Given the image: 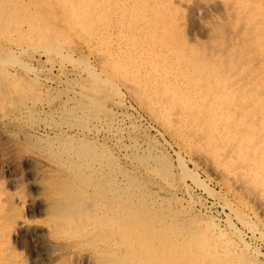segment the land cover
<instances>
[{"label":"rangeland","instance_id":"obj_1","mask_svg":"<svg viewBox=\"0 0 264 264\" xmlns=\"http://www.w3.org/2000/svg\"><path fill=\"white\" fill-rule=\"evenodd\" d=\"M48 1L0 0V48L24 41L34 48L10 54L20 67L0 64V264H264L263 239L237 222L261 251L244 261L224 224L237 221L234 209L264 232V0ZM69 43L105 88L76 74L72 62L67 73L59 70L58 50ZM29 63L37 76L23 66ZM74 90L99 99L78 108ZM175 151L206 183L189 181L190 194L178 188ZM61 206L67 227L47 229Z\"/></svg>","mask_w":264,"mask_h":264},{"label":"bare ground","instance_id":"obj_2","mask_svg":"<svg viewBox=\"0 0 264 264\" xmlns=\"http://www.w3.org/2000/svg\"><path fill=\"white\" fill-rule=\"evenodd\" d=\"M49 1H51V0H49ZM48 1V2H49ZM58 1V0H57ZM57 1H55V2H57ZM63 1V0H62ZM118 1V0H117ZM177 1V0H176ZM17 2V1H16ZM24 2H25V0H24ZM27 2V1H26ZM65 2V1H64ZM155 2V1H154ZM173 2V1H172ZM216 2V1H215ZM29 3H30V1H29ZM49 3H52V2H49ZM60 3V2H59ZM67 3V2H66ZM65 3V4H66ZM181 3V2H180ZM211 3V2H210ZM15 4V3H14ZM26 4V3H25ZM154 4V3H153ZM168 4V3H167ZM209 4V3H208ZM8 5V4H7ZM62 4H60V6H61ZM170 5V4H169ZM207 5V4H206ZM262 5V4H261ZM3 6H5V5H3ZM48 6H49V4H48ZM57 6V5H56ZM68 6V5H67ZM191 6H193V5H191ZM6 7V6H5ZM55 7V6H54ZM70 7V6H69ZM119 7V6H118ZM148 7V6H147ZM161 7V6H160ZM172 7V6H171ZM58 8V7H57ZM143 8V7H142ZM155 8H156V6H155ZM157 8H159V7H157ZM166 8V7H165ZM164 8V9H165ZM1 9V8H0ZM160 9V8H159ZM6 10V9H5ZM149 10H151V9H149ZM233 10V9H232ZM262 10V9H261ZM4 11V10H3ZM65 11V10H64ZM142 11H143V9H142ZM148 11V10H147ZM147 11H145V12H147ZM156 11H158V10H156ZM167 11V10H166ZM165 11V12H166ZM40 12V11H39ZM38 12V13H39ZM152 12L154 13V10H152ZM9 13V12H8ZM12 13V12H11ZM18 13H21V12H18ZM17 13V14H18ZM22 13H24V12H22ZM144 13V11L141 13V15ZM149 13V12H148ZM168 13V12H167ZM166 13V14H167ZM14 15V14H13ZM22 15V14H21ZM24 15H26V14H24ZM155 15V13L153 14V16ZM161 15V14H160ZM159 15V16H160ZM70 16V15H69ZM140 16V15H139ZM151 16V15H150ZM156 16V15H155ZM158 16V17H159ZM169 16V15H168ZM9 17H11V14H10V16ZM20 17V16H19ZM23 17V16H22ZM25 17V16H24ZM37 17V16H36ZM36 17H35V20H36ZM143 18L145 17V16H142ZM152 17V16H151ZM157 17V16H156ZM173 17V16H172ZM172 17H170V18H172ZM13 18H14V16H13ZM13 18L11 19V21L13 20ZM147 18H149V16H147ZM146 18V19H147ZM162 18V17H161ZM166 18V17H165ZM164 18V19H165ZM169 18V17H168ZM3 19V18H2ZM16 19V18H15ZM145 19V20H146ZM264 19V18H263ZM22 20V19H21ZM34 20V22H36ZM41 20V19H40ZM73 20V19H72ZM130 20V19H129ZM129 20H128V22H129ZM155 20H158V19H156L155 18ZM163 20V19H162ZM200 20H201V18H200ZM14 21H16V20H14ZM76 21V20H75ZM74 21V22H75ZM140 21V20H139ZM19 22V21H18ZM22 22V21H21ZM24 22V21H23ZM22 22V23H23ZM30 22V21H29ZM33 22V21H32ZM57 22V21H56ZM151 22H152V20H151ZM161 22V21H160ZM163 22V21H162ZM161 22V23H162ZM167 22V21H166ZM252 22V21H251ZM41 23V22H40ZM130 23V22H129ZM135 23V22H134ZM160 23V24H161ZM165 23V22H164ZM170 23V22H169ZM1 24H3L2 22H1ZM4 24H5V22H4ZM9 24V23H8ZM7 24V25H8ZM35 24V23H34ZM75 24V23H74ZM139 24V23H138ZM154 24H155V22H154ZM167 24V23H166ZM40 25H42V24H39V26ZM51 25V24H50ZM73 25V24H72ZM135 25V24H134ZM143 25V24H142ZM150 25V24H149ZM152 25V24H151ZM245 25V24H244ZM9 26H11L10 24H9ZM17 26V25H16ZM25 26V25H24ZM43 26V25H42ZM68 26V25H67ZM138 26V25H137ZM144 26V25H143ZM153 26V25H152ZM161 26V25H160ZM178 26V25H177ZM54 27V26H53ZM76 27V26H75ZM146 27V26H145ZM169 27V26H168ZM43 28V27H42ZM51 28V27H50ZM62 28V27H61ZM143 28V27H142ZM154 28V27H153ZM177 28V27H176ZM10 29V28H9ZM28 29V28H27ZM54 29V28H53ZM72 29V28H71ZM138 29V28H137ZM146 29V28H145ZM144 29V30H145ZM150 29H151V27H150ZM159 29H161V28H159ZM8 30V29H7ZM30 30H31V28H30ZM37 30V29H36ZM55 30V29H54ZM63 30V29H62ZM158 30V29H157ZM176 30H179L178 28L176 29ZM175 30V31H176ZM25 31V30H24ZM39 31H41V30H39ZM56 31V30H55ZM67 31V30H66ZM73 31V30H72ZM135 31V30H134ZM1 32V31H0ZM18 32V31H17ZM19 32H23V30L22 31H19ZM29 32V31H28ZM33 32V31H32ZM35 32V31H34ZM42 32V31H41ZM45 32V31H44ZM59 32V31H58ZM80 32V31H79ZM151 32V31H150ZM149 32V33H150ZM25 33V32H24ZM23 33V34H24ZM27 33V32H26ZM43 33V32H42ZM135 33V32H134ZM179 33V32H178ZM56 34V33H55ZM104 34V33H103ZM163 33H162V31H161V35H162ZM165 34V33H164ZM18 35H19V33H18ZM37 35V34H36ZM53 35V34H52ZM57 35V34H56ZM126 35V34H125ZM135 35V34H134ZM156 35V34H155ZM179 35L180 34H178V39H179ZM40 36V35H39ZM67 36V35H66ZM137 36H140V35H138V33H137ZM146 36H148V35H146ZM159 36V35H158ZM183 36V35H182ZM181 36V37H182ZM36 37V36H35ZM44 37V36H43ZM52 37H54V36H52ZM71 37V36H70ZM150 37V36H149ZM156 37V36H155ZM27 38V37H26ZM148 38V37H147ZM1 39V38H0ZM23 39V38H22ZM62 39V38H61ZM137 39V38H136ZM135 39V40H136ZM153 39V38H152ZM176 39V38H175ZM183 39V38H182ZM185 39H186V37H185ZM263 39V38H262ZM3 40V39H2ZM55 40V39H54ZM162 40V39H161ZM179 40H181V38L179 39ZM155 41V40H154ZM2 42H4V40L2 41ZM36 42V41H35ZM55 42V41H54ZM72 42V41H71ZM142 42H143V40H142ZM146 42V41H145ZM149 42H150V40H149ZM181 42V41H180ZM51 43V42H50ZM129 43V42H128ZM158 43H159V41H158ZM162 43V42H161ZM164 43V42H163ZM166 43V42H165ZM164 43V44H165ZM186 43H187V41H186ZM41 43H39V45H40ZM67 44V43H66ZM132 44V43H131ZM135 44V43H134ZM153 44V43H152ZM152 44H151V46H152ZM169 44V43H168ZM1 45V44H0ZM38 45V44H37ZM46 45V44H45ZM53 45V44H52ZM54 45H56L55 43H54ZM53 45V46H54ZM69 45H70V43H69ZM73 45V44H72ZM72 45H70V47L72 46ZM78 45V44H77ZM144 45V44H143ZM146 45V44H145ZM172 45V44H171ZM175 45H176V43H175ZM4 46V45H3ZM7 46V45H6ZM10 46V45H9ZM12 46L13 47H3V48H0V64H2L3 63V67L4 66H10V65H13L14 64V66H19V64H16V60H14V57H12L10 54H12V53H14V54H18V53H21V52H26L27 50H28V48L30 47V45H29V43L27 42V41H24L23 43H20V45H17V44H15V45H13L12 44ZM32 46V45H31ZM43 46V45H42ZM57 46V45H56ZM61 46H62V44H61ZM76 46V45H75ZM139 46H141V45H139ZM147 46H149V45H147ZM154 46H156V45H154ZM159 46V45H158ZM164 46V45H163ZM184 46V45H183ZM45 47V46H44ZM42 48V47H40V48H42V49H48V48ZM49 47H51V46H49ZM55 47V46H54ZM70 47H65V46H63V47H61V50L59 51L58 50V52H59V57H60V59H58V60H60L61 62L59 63V70H61V72H65V71H67V69H66V64L67 63H71L72 62V64L76 67V74L77 73H79V74H84V73H86L87 75H89V78L91 77L92 79H95V81H97V83H95L94 82V84H97L98 85V83H100V74H96L95 73V69L87 62V61H85L84 60V58L83 59H80V58H78V59H75L74 58V51H73V48L71 49ZM76 47H78V48H80L79 46H76ZM150 47V46H149ZM153 47V46H152ZM160 47V46H159ZM158 47V48H159ZM172 47V46H171ZM185 47V46H184ZM30 48H32V47H30ZM37 48V47H36ZM58 48H59V46H58ZM136 49H137V47H135ZM164 48V47H163ZM162 47H161V49H163ZM166 45H165V50H166ZM173 48H177V47H173ZM39 49V48H38ZM178 49H179V46H178ZM187 49V48H186ZM31 50H34V48H32ZM75 50V49H74ZM133 50H135L134 48H133ZM158 50V49H157ZM156 50V51H157ZM38 51V50H37ZM49 51H50V49H49ZM56 51V50H55ZM80 51V50H79ZM143 51V50H142ZM155 51V50H154ZM159 51V50H158ZM162 51V50H161ZM176 51V50H175ZM180 51H181V48H180ZM189 51V50H188ZM11 52V53H10ZM34 52V51H33ZM44 52H46V51H44ZM145 52V51H144ZM143 52V53H144ZM149 52V51H148ZM152 52V51H151ZM184 52V51H183ZM186 52H187V50H186ZM192 52V51H191ZM228 52V51H227ZM47 53V52H46ZM54 53V52H53ZM77 53V52H76ZM164 53V52H163ZM177 53V52H176ZM189 53V52H188ZM30 54V53H29ZM50 54V53H49ZM152 55H154V52L153 53H151ZM156 54V53H155ZM165 54H167L166 52H165ZM171 54H172V52H171ZM174 54H175V52H174ZM173 54V55H174ZM181 54V53H180ZM203 54V53H202ZM31 55V54H30ZM55 55V54H54ZM53 55V56H54ZM77 55V54H76ZM143 55V54H142ZM142 55H140V56H142ZM152 55H150V57L152 56ZM193 55V54H192ZM195 55V54H194ZM196 55H198V54H196ZM196 55H195V57H196ZM45 56V55H44ZM78 56H79V54H78ZM163 56V55H162ZM161 56V57H162ZM178 56V55H177ZM17 57V56H16ZM52 57V56H51ZM57 57V56H56ZM136 57V56H135ZM160 57V56H159ZM166 57H168V54H167V56ZM169 57H170V55H169ZM168 57V58H169ZM179 57V56H178ZM177 57V58H178ZM190 56L188 55V59H190L189 58ZM203 57V56H202ZM207 57V56H206ZM55 58V57H54ZM138 58L140 59L141 57H139L138 56ZM197 58V57H196ZM199 59H200V57H198ZM16 59V58H15ZM22 59V58H21ZM47 59H51V58H47ZM57 59V58H56ZM144 59V58H143ZM158 59V58H157ZM159 59H161V58H159ZM18 60V59H17ZM32 60V59H31ZM30 59H29V61H31ZM43 60V59H42ZM134 60V59H133ZM132 60V61H133ZM165 60H167L166 58H165ZM198 60V59H197ZM202 60H203V58H202ZM39 61V60H38ZM50 61V60H49ZM54 61V60H53ZM141 61H142V59H141ZM147 61V60H146ZM145 61V62H146ZM154 61V60H153ZM169 61V60H168ZM175 61V60H174ZM193 60H191V62H192ZM200 62H201V60H199ZM208 61V60H207ZM210 61V60H209ZM50 62H52V61H50ZM56 62V61H55ZM163 62V61H162ZM167 62V61H166ZM181 62V61H180ZM194 62V61H193ZM195 62H196V60H195ZM32 63V62H31ZM31 63H29V64H27V65H23L24 67H25V69L29 72V73H34L36 76L38 75L37 73V70H35L34 69V67L35 66H32L31 65ZM34 63V62H33ZM32 63V64H33ZM54 63V62H53ZM57 63V62H56ZM148 63V62H147ZM149 63H150V61H149ZM169 63V62H168ZM167 63V64H168ZM182 63H185V62H181V64ZM208 64H209V62H207ZM23 64V63H22ZM24 64H26V63H24ZM140 64V63H139ZM142 64V63H141ZM144 64V63H143ZM142 64V65H143ZM164 64V63H163ZM163 64H161V65H163ZM174 64V63H173ZM186 64H188V63H186ZM196 64V63H195ZM35 65V64H34ZM49 65H51V67L53 66V67H55L54 65H52L51 63L49 64ZM136 65H138V64H136ZM155 65V64H154ZM161 65H159V66H161ZM169 65V64H168ZM171 65V64H170ZM180 65V64H179ZM185 65V64H184ZM200 65H201V63H200ZM46 66V65H45ZM164 66H166V65H164ZM188 65H186V67H187ZM206 66H209V65H206ZM20 67V66H19ZM51 67H48L49 69L51 68ZM74 67V68H75ZM138 67H139V65H138ZM146 67V66H145ZM200 67H203V66H200ZM211 67V66H210ZM11 68V67H10ZM17 68V67H16ZM56 68V67H55ZM71 68V67H70ZM160 68V67H159ZM158 68V70H160ZM173 68H174V65H173ZM178 68V67H177ZM212 68V67H211ZM19 69H21V68H19ZM46 69H47V67H46ZM138 69H140V68H138ZM172 69V68H171ZM179 69H180V67H179ZM210 69V68H209ZM24 70V69H23ZM40 70V69H39ZM42 70V69H41ZM48 70V69H47ZM58 70V71H59ZM94 70V71H93ZM167 70H168V68H167ZM186 70V69H185ZM43 71V70H42ZM97 71V70H96ZM155 71V70H154ZM161 71V70H160ZM168 71H170V69L168 70ZM193 70L191 69V72H192ZM198 71V70H197ZM196 71V72H197ZM202 71V70H201ZM41 72V71H40ZM53 72V71H52ZM141 72V71H140ZM150 72V71H149ZM152 72V71H151ZM150 72V73H151ZM174 72V71H173ZM204 72H206V70L204 71ZM211 72H212V70H211ZM65 73H67V72H65ZM71 73H73V72H71ZM149 73V74H150ZM154 73V72H153ZM158 73V72H157ZM170 73V72H169ZM168 73V74H169ZM175 73H177V72H175ZM188 73H189V71H188ZM193 73V72H192ZM203 73V72H202ZM208 73V72H207ZM33 74V75H34ZM51 73L49 72V74L48 75H50ZM75 74V75H76ZM85 74V75H86ZM139 74H141V73H139ZM145 74V73H144ZM160 74V73H159ZM198 74V73H197ZM211 75H214V74H212V73H210ZM61 75V74H60ZM161 75V74H160ZM166 75V74H165ZM174 75V74H173ZM193 75V74H192ZM191 75V73H190V76H192ZM198 75H200V74H198ZM42 76V75H41ZM52 76V75H51ZM59 76V75H58ZM80 76V75H79ZM103 76V75H102ZM145 76V75H144ZM180 75H178V77H179ZM201 76V75H200ZM200 76H199V78H200ZM203 76H204V73H203ZM4 77V76H3ZM66 77V76H65ZM68 77V76H67ZM77 77V76H76ZM140 77V76H139ZM162 77V76H161ZM196 77V76H195ZM195 77H194V79H195ZM209 77V76H208ZM50 78V77H49ZM73 78H74V80H75V77L73 76ZM73 78H70V80L72 79L73 80ZM78 78H80V77H78ZM87 78V77H86ZM85 78V79H86ZM108 78V77H107ZM110 78V77H109ZM146 78V77H145ZM157 78V77H156ZM163 78V77H162ZM183 78V77H182ZM187 78H188V76H187ZM198 78V77H197ZM198 78V79H199ZM202 78V77H201ZM54 79V78H53ZM68 79V78H67ZM151 79V78H150ZM149 79V80H150ZM158 79V78H157ZM161 79V78H160ZM166 79V78H165ZM176 79H178V78H176ZM209 79V78H208ZM211 79H213V78H211ZM52 80V79H51ZM58 80V79H57ZM60 80H62L61 78H60ZM77 80V79H76ZM87 80V79H86ZM103 80H105V79H103ZM138 80H141V79H138ZM148 80V81H149ZM155 80V79H154ZM159 80V79H158ZM167 80V79H166ZM165 80V81H166ZM181 80V79H180ZM184 80V79H183ZM202 80V79H201ZM66 81V80H65ZM110 81V79H106V82L107 83H109V84H112V85H114L113 84V82H109ZM143 81V80H142ZM177 81V80H176ZM67 82H69V81H67ZM83 82V81H82ZM114 82H116V81H114ZM141 82V81H140ZM156 82H157V80H156ZM163 82V81H162ZM170 82V81H169ZM184 82H185V80H184ZM207 82V81H206ZM210 82V81H209ZM64 83V82H63ZM66 83V82H65ZM70 83V82H69ZM84 83H85V81H84ZM89 84H91L92 83V81H91V83L90 82H88ZM102 83H104V81H102ZM148 83V82H147ZM172 83H173V81H172ZM188 83V82H187ZM187 83H186V85H187ZM190 84H191V82H189ZM196 83V82H195ZM212 83V82H211ZM232 83V82H231ZM80 84V83H79ZM93 84V85H94ZM131 84H133V83H131ZM156 84V83H155ZM158 84V83H157ZM209 84V83H208ZM65 85V84H64ZM81 85V84H80ZM83 85V84H82ZM87 85V84H86ZM103 84H101L100 83V86H102ZM107 85V84H106ZM122 85V84H121ZM124 85H127L126 83L124 84ZM183 85V84H182ZM62 86V85H61ZM99 86V85H98ZM104 86V88H105V85H103ZM131 86V85H130ZM135 86V85H134ZM162 86H164V84L162 85ZM212 86V85H211ZM67 87V86H66ZM85 87V86H84ZM110 87H111V85H110ZM166 86H164V88H165ZM184 87V86H183ZM190 87H191V85H190ZM197 87H200V85L199 86H197ZM205 86H203V89H205L204 88ZM2 88V87H1ZM54 88V87H53ZM71 87H69V89H70ZM74 88H76V87H74ZM85 88H87V86L85 87ZM88 88H89V86H88ZM92 88V87H91ZM114 88L115 87H113V90H114ZM121 88V87H120ZM130 88V87H129ZM151 88H153V86L151 87ZM158 88V87H157ZM180 88H181V86H180ZM185 88H187V87H185ZM231 88V87H230ZM101 88H99V90H100ZM135 89V88H134ZM140 89V88H139ZM178 89V88H177ZM196 89V88H195ZM228 89H229V87H228ZM98 90V89H97ZM111 90V89H110ZM138 90V89H137ZM149 90V89H148ZM153 90V89H152ZM152 90H151V92H152ZM182 91H183V89H181ZM224 90V89H223ZM222 90V91H223ZM233 90V89H232ZM92 91V90H91ZM102 91V90H101ZM105 91V90H104ZM109 91V90H108ZM119 91V90H118ZM129 91V90H128ZM157 91H158V89H157ZM163 91V90H162ZM182 91H180V92H182ZM195 91V90H194ZM210 91H211V89H210ZM89 92V91H88ZM141 92V91H140ZM150 92V91H149ZM169 92V91H168ZM198 92V91H197ZM215 92V91H214ZM228 92V91H227ZM74 94V96H76V104H79L78 105V108H79V106L81 105V104H83V106L84 105H89V104H91V103H93L92 101L94 100V99H99V97H98V95L97 96H95V97H90V96H88L87 94H86V92L84 91L83 92V90H74V92H73ZM97 93H98V91H97ZM104 93V92H103ZM109 93V92H108ZM129 93V92H128ZM161 93V92H160ZM195 93V92H194ZM203 93V92H202ZM215 93H217V91L215 92ZM219 93V92H218ZM226 93V92H225ZM2 94V93H1ZM102 94V93H101ZM134 94V93H133ZM170 94V93H169ZM220 94V93H219ZM224 94V93H223ZM68 95H69V93H68ZM100 95V94H99ZM104 95V94H103ZM181 95H182V93H181ZM228 94H226V96H227ZM167 96V95H166ZM199 96V95H198ZM70 97V96H69ZM158 97V96H157ZM194 97V96H193ZM204 97V96H203ZM212 97V96H211ZM228 97V96H227ZM136 98V97H135ZM154 99H157V98H155V97H153ZM167 98V97H166ZM169 98H170V96H169ZM179 98V97H178ZM189 98V97H188ZM196 98V97H195ZM200 98H201V96H200ZM199 98V99H200ZM210 98V97H209ZM223 98V97H222ZM141 99V98H140ZM197 99V98H196ZM204 99V98H203ZM212 100H214L213 98H211ZM73 100V99H72ZM128 100V99H127ZM142 100V99H141ZM159 100V99H158ZM175 100V99H174ZM204 100H206V99H204ZM216 100V99H215ZM219 100V99H218ZM221 100V99H220ZM37 101V100H36ZM39 101V100H38ZM113 101V100H112ZM138 101H140V100H138ZM156 101V100H155ZM165 101V100H164ZM177 101V100H176ZM196 101V100H195ZM208 101V100H207ZM33 102V101H32ZM106 102V101H105ZM122 102V101H121ZM158 102V101H157ZM161 102H163V101H161ZM168 102V101H167ZM217 102V101H216ZM223 102V101H222ZM71 103V102H70ZM95 103V102H94ZM159 103V102H158ZM187 103V102H186ZM193 103H195V102H193ZM35 104V103H34ZM62 104H63V102H62ZM106 104V103H105ZM160 104V103H159ZM167 104V103H166ZM171 104V103H170ZM173 104H174V102H173ZM197 104V103H196ZM200 104V103H199ZM209 104V103H208ZM211 104V103H210ZM221 104V103H220ZM220 104L218 105V106H220ZM97 105V104H96ZM180 105V104H179ZM190 105V104H189ZM201 105V104H200ZM224 105V104H223ZM228 104L226 103V106H227ZM232 105V104H231ZM28 106V105H27ZM82 106V105H81ZM121 106V105H120ZM168 106V105H167ZM222 106V105H221ZM102 107V106H101ZM104 107V106H103ZM108 107V106H107ZM169 107V106H168ZM173 107H175V106H173ZM173 107H172V109H173ZM188 107V106H187ZM223 107V106H222ZM233 107V106H232ZM92 108H95L94 106L92 107ZM157 108V107H156ZM165 108V107H164ZM167 108V107H166ZM178 108H179V106H178ZM178 108L176 107V109L178 110ZM202 108V107H201ZM215 108V107H214ZM34 109V108H33ZM117 109V108H116ZM175 109V110H176ZM191 109V108H190ZM193 109V108H192ZM42 110V109H41ZM180 110V109H179ZM203 110V109H202ZM84 111V110H83ZM123 111V110H122ZM162 112H163V110H161ZM173 111V110H172ZM186 111V110H185ZM192 111V110H191ZM201 111V110H200ZM207 111V110H206ZM218 111V110H217ZM159 112H160V110H159ZM170 112V111H169ZM184 112V111H183ZM187 112H189V111H187ZM227 112H228V110H227ZM226 112V113H227ZM161 113V112H160ZM164 113H166V112H164ZM175 113H176V111H175ZM180 113V112H179ZM178 113V114H179ZM181 113H182V111H181ZM202 113V112H201ZM91 114H93V113H91ZM158 114V113H157ZM194 114V113H193ZM206 114H208V113H206ZM214 114H216V112H214ZM228 114V113H227ZM2 115V114H1ZM165 115V114H164ZM22 116V115H21ZM107 116V115H106ZM166 116H167V114H166ZM174 116H176V114L174 115ZM226 116V115H225ZM229 116V115H228ZM177 117V116H176ZM179 117V116H178ZM186 117V116H185ZM190 117V116H189ZM203 117V116H202ZM108 118V117H107ZM157 118V117H156ZM162 118H163V115H162ZM187 118V117H186ZM215 118V117H214ZM220 118H223V116L222 117H220ZM226 118V117H225ZM231 118V117H230ZM102 119V118H101ZM169 119V118H168ZM179 119H182L181 117L179 118ZM232 119V118H231ZM56 120V119H55ZM164 120V119H163ZM199 120V119H198ZM200 120H202V118L200 119ZM156 121H158V120H156ZM160 121H162L161 119H160ZM168 121V120H167ZM188 121V120H187ZM213 121V120H212ZM225 121V120H224ZM124 122V121H123ZM164 122V121H163ZM178 122V121H177ZM199 122V121H198ZM228 122V121H227ZM167 123V122H166ZM185 123H187V122H185ZM214 123V122H213ZM226 123V122H225ZM63 125V124H62ZM82 125V124H81ZM187 125V124H186ZM214 125H216V123L214 124ZM191 126H192V124H191ZM190 126V127H191ZM210 126H212L211 124H210ZM218 126V125H217ZM227 126H228V124H227ZM153 127V126H152ZM164 127V126H163ZM171 127V126H170ZM178 127V126H177ZM202 127V126H201ZM213 127V126H212ZM216 127V126H215ZM167 128V127H166ZM206 128H207V126L205 127V133H206ZM155 129V128H154ZM171 129V128H170ZM176 129V128H175ZM215 129V128H214ZM104 130V129H103ZM165 130V129H164ZM223 130H225V128L223 129ZM138 131V130H137ZM158 131V130H157ZM172 131H174V130H172ZM184 131V130H183ZM216 131H218V130H216ZM160 132V131H159ZM159 132H157V133H159ZM169 132V131H168ZM182 132V131H181ZM199 132V131H198ZM203 132V131H202ZM174 133V132H173ZM172 133V134H173ZM183 133V132H182ZM204 133V134H205ZM44 134V133H43ZM142 134V133H141ZM163 134H164V132H163ZM163 134H162V137H163ZM175 134V133H174ZM188 134V133H187ZM211 134V133H210ZM214 134V133H213ZM74 135V134H73ZM170 135V134H169ZM179 135H180V133H179ZM198 135V134H197ZM202 135V134H201ZM178 136V135H177ZM60 137V136H59ZM72 137V136H71ZM197 137V136H196ZM176 138V137H175ZM152 139V138H151ZM170 139V138H169ZM172 139V138H171ZM180 139V138H179ZM228 139V138H227ZM65 140V139H64ZM82 140V139H81ZM150 140V139H149ZM162 140H163V138H162ZM158 141V140H157ZM165 141V140H164ZM181 141V140H180ZM205 141V140H204ZM235 141V140H234ZM151 142V141H150ZM166 142H168V145H169V141H166ZM214 142V141H213ZM217 142V141H216ZM215 142V143H216ZM229 142H232V141H229ZM240 142V141H239ZM139 143V142H138ZM162 143V142H161ZM212 143V142H211ZM218 143V142H217ZM243 143V142H242ZM166 144V143H165ZM177 144H179V143H177ZM187 145V144H186ZM185 145V146H186ZM212 144H210V146H211ZM227 145H229V143L227 144ZM226 145V146H227ZM233 145H234V143H233ZM240 145H241V143H240ZM154 146V145H153ZM171 146V145H170ZM181 146V145H180ZM232 146V145H231ZM172 147V146H171ZM183 147H184V144H183ZM241 147V146H240ZM226 149H227V147H226ZM229 149V148H228ZM231 149V148H230ZM237 149V148H236ZM240 149V148H239ZM173 150V149H172ZM206 150V149H205ZM49 151V150H48ZM229 151V150H228ZM176 152V151H175ZM190 152V151H189ZM198 152H200V151H198ZM197 152V153H198ZM213 152V151H212ZM220 152V151H219ZM224 152L225 153H228V152H226L225 150H224ZM103 153V152H102ZM163 153V152H162ZM162 153H161V155H162ZM194 153H195V149H194ZM249 153V152H248ZM247 153V154H248ZM255 153V152H254ZM174 154H176V157H177V161H178V166L180 167V169H181V172H180V174L181 175H183L182 176V178L180 177V179L178 180V188H179V190L181 189L182 191H184V192H186V193H188V194H190L189 192V181L190 182H193L194 184H197V186L198 187H200V185H204L202 182H204V180H199V178H198V176H197V174L196 173H198V172H196L195 173V170H194V172L192 171V170H190L189 168H188V165H187V163H186V161H185V159H184V157L180 154V153H178V151L176 152V153H174ZM200 154H202V152L200 153ZM232 154V153H231ZM253 154V153H252ZM207 155V154H206ZM218 155V154H217ZM217 155H216V157H217ZM257 155V154H256ZM70 156V155H69ZM133 156V155H132ZM201 156V155H200ZM208 156V155H207ZM224 156V155H223ZM246 156V155H245ZM253 156V155H252ZM255 156V155H254ZM129 157V156H128ZM193 157V156H192ZM206 157V156H205ZM227 157V156H226ZM196 158V157H195ZM198 158V157H197ZM82 160V159H81ZM97 160V159H96ZM191 160V159H190ZM214 160H215V158H214ZM79 161V160H78ZM86 161V160H85ZM90 161V160H89ZM191 161H193V160H191ZM223 161V160H222ZM196 162V161H195ZM201 162H203V161H201ZM206 162V161H205ZM207 162H208V160H207ZM204 163V162H203ZM209 163H210V160H209ZM212 163V162H211ZM221 163V162H220ZM236 163V162H235ZM239 163V162H238ZM237 163V164H238ZM93 164V163H92ZM193 164V163H192ZM204 164H206V163H204ZM242 164H243V162H242ZM246 164H247V162H246ZM84 165V164H83ZM86 165V164H85ZM117 165V164H116ZM218 165V164H217ZM221 165V164H220ZM234 165V164H233ZM232 165V166H233ZM257 165H259V164H257ZM262 165H264L263 163L261 164V166ZM98 166V165H97ZM96 166V167H97ZM205 166V165H204ZM214 166V165H213ZM219 166V165H218ZM237 166V165H236ZM242 166V165H241ZM76 167V166H75ZM208 167V166H207ZM210 167V166H209ZM243 167V166H242ZM103 168V167H102ZM127 168V167H126ZM211 168V167H210ZM215 168V167H214ZM219 168V167H218ZM255 168V167H254ZM264 168V167H263ZM128 169V168H127ZM195 169V168H194ZM204 169V168H203ZM207 169H209V168H207ZM206 169V170H207ZM172 170V169H171ZM219 170V169H218ZM95 171V170H94ZM104 171V170H103ZM107 171V170H106ZM255 171V170H254ZM105 172V171H104ZM214 172H215V170H214ZM57 173V172H56ZM103 173V172H102ZM171 173V172H170ZM236 173V172H235ZM237 173H239V172H237ZM241 173V172H240ZM249 173H251V172H249ZM228 174V173H227ZM261 174V173H260ZM163 175V174H162ZM210 175V174H209ZM213 175V174H212ZM219 175V174H218ZM250 175V174H249ZM257 175V174H256ZM264 175V174H263ZM65 176V175H64ZM148 176V175H147ZM150 176V175H149ZM165 176V175H164ZM163 176V177H164ZM168 176V175H167ZM260 176V175H259ZM96 177V176H95ZM166 177V176H165ZM252 177V176H251ZM258 177V176H257ZM261 177H262V174H261ZM259 178V177H258ZM263 178V177H262ZM154 179V178H153ZM208 179V178H207ZM245 179V178H244ZM242 177H240V174H239V176H238V174H237V176L235 175L234 176V179L233 180H235L234 182H236V184H238L240 187H242V188H245V180H244ZM253 177H252V181H253ZM156 180V179H155ZM176 180H177V178H176ZM221 180V179H220ZM226 180H227V178H226ZM262 180V179H261ZM60 181V180H59ZM151 181V180H150ZM171 181V180H170ZM246 181H248V180H246ZM250 181V180H249ZM257 181V180H256ZM228 182H229V180H228ZM177 183V182H176ZM205 183V182H204ZM231 183V182H230ZM248 183V182H247ZM260 183H262V182H260ZM154 184V183H153ZM160 184H163V183H161L160 182ZM159 184V185H160ZM206 184V183H205ZM232 184V183H231ZM254 184V183H253ZM256 184V183H255ZM52 185V184H51ZM156 185V184H155ZM158 185V184H157ZM196 186V185H195ZM208 186V185H207ZM248 186V185H247ZM209 187V186H208ZM153 188V187H152ZM94 189V188H93ZM159 189V188H158ZM163 189V188H162ZM203 189V188H202ZM206 189H208V188H206ZM15 190V189H14ZM13 190V191H14ZM122 190V189H121ZM176 190H177V188H176ZM209 190V189H208ZM241 191V190H240ZM246 191V190H245ZM244 191V192H245ZM254 191V190H253ZM65 192V191H64ZM255 192V191H254ZM14 193H15V191H14ZM185 193V194H186ZM215 193V192H214ZM247 193H249V192H247ZM246 193V194H247ZM13 194V193H12ZM11 194V195H12ZM56 194V193H55ZM61 193H59V195H60ZM173 194V193H172ZM184 194V193H183ZM209 194V193H208ZM211 194V193H210ZM209 194V195H210ZM17 195V194H16ZM175 195V194H174ZM187 195V194H186ZM213 195V194H212ZM245 195V194H244ZM185 196V195H184ZM188 196V195H187ZM215 196V195H214ZM250 196V195H249ZM190 198H192L191 197V195L189 196ZM256 197H258V196H256ZM256 197H255V199H256ZM13 198V197H12ZM211 198H214L213 196L211 197ZM18 199V198H17ZM195 199V198H194ZM194 199H190V201H191V205H192V207H196V204L197 203H195V200ZM24 200V199H23ZM180 200V199H179ZM23 202V201H22ZM17 203H18V200H17ZM21 203V202H20ZM19 203V204H20ZM24 203V202H23ZM217 203V202H216ZM18 204V205H19ZM65 204H67V203H65ZM68 204H70V203H68ZM226 204H227V202H226ZM64 205V204H63ZM249 205V204H248ZM20 206H21V204H20ZM26 206V205H25ZM71 206V205H70ZM69 206V207H70ZM78 205H76V207H77ZM229 206V205H228ZM51 207V206H50ZM73 207H74V205H73ZM221 207H223V206H221ZM20 208L21 207H19V210H20ZM24 208V207H23ZM26 208V207H25ZM61 208L62 209H59L58 211H59V214H57V217H58V220H53V221H51V222H45V227L47 226V229H49V230H52V229H55V228H65V227H67V222H68V220L66 219V213H67V211L65 210V209H63V206H61ZM133 208V207H132ZM22 209V208H21ZM55 209V208H54ZM53 209V210H54ZM70 210H71V208H69ZM224 209V208H223ZM241 209V208H240ZM255 210V209H254ZM24 211V210H23ZM52 211V210H51ZM74 211V210H73ZM73 211H72V213H73ZM143 211V210H142ZM226 211V210H225ZM25 212V211H24ZM23 212V213H24ZM188 212V211H187ZM230 212H232L233 213V215L235 216L234 218L237 220L236 222L235 221H233V220H231L232 218H230V216L226 219V221L224 222V224H225V227H226V229L228 230V233H229V238H230V240L232 241V243L237 247V251H239L240 252V255H238V258H239V256L240 257H243V260L244 261H246V260H255V261H257V259L258 258H260V256H261V254H260V252L258 251V249H256V248H254L253 246H251L249 243H248V241L246 240L247 238H245V235L246 234H244V231H242V228H239V226H238V224H237V222L239 223V224H242L243 226H246V228L247 229H249V231H251L252 232V235L253 236H257V237H259V238H261V239H263V241H264V232H262L261 231V228L260 229H258L253 223H250L247 219H246V217L243 215V214H241V213H239V212H235V210L234 209H231V211ZM52 213H54V212H52ZM247 213V212H246ZM264 213V212H263ZM249 214V213H248ZM17 215V214H16ZM15 215V216H16ZM213 215V214H212ZM21 217H23L22 215H20ZM221 218V217H220ZM204 219V218H203ZM73 220V219H72ZM16 222V221H15ZM43 223V222H42ZM12 224H14V223H12ZM17 224L19 225V226H21V225H23L24 226V224H26V219H25V217L24 218H21L18 222H17ZM42 226H44V225H42ZM57 226V227H56ZM14 227V226H13ZM44 227V228H45ZM84 227V226H83ZM241 227V226H240ZM16 228V227H15ZM46 229V228H45ZM46 229V230H47ZM94 229V228H93ZM92 229V230H93ZM90 230V229H89ZM55 231H57V230H55ZM95 231V230H94ZM86 232V231H85ZM84 232V233H85ZM96 232V231H95ZM92 232L90 231V234H91ZM86 234V233H85ZM251 235V234H250ZM249 235V236H250ZM142 236V235H141ZM98 237V236H97ZM80 238H81V236H80ZM79 238V239H80ZM87 239H90V238H87ZM258 239V238H257ZM256 240V239H255ZM80 241V240H79ZM82 241V240H81ZM262 241V242H263ZM67 243V242H66ZM137 243V242H136ZM69 244V243H68ZM96 244V243H95ZM232 244V245H233ZM252 244V243H251ZM216 246V245H215ZM217 247V246H216ZM215 247V248H216ZM223 247V246H222ZM261 247H262V245H261ZM225 248H226V246H225ZM233 248H235V247H233ZM157 249H160V248H157ZM223 250V249H222ZM208 251V250H207ZM215 252H216V250H214ZM217 251H218V248H217ZM235 251V250H234ZM236 251V252H237ZM225 252V251H224ZM231 252V251H230ZM232 252H233V250H232ZM238 252V253H239ZM220 253V252H219ZM228 253V252H227ZM237 253V254H238ZM264 253V252H263ZM207 254V253H206ZM210 254H211V252H210ZM222 254V253H221ZM226 254V253H225ZM91 255V254H90ZM203 255V254H202ZM208 255H209V253H208ZM212 255V254H211ZM219 255V254H218ZM217 255V256H218ZM223 255V254H222ZM263 255V254H262ZM223 256H225V255H223ZM100 257V256H99ZM104 257V256H103ZM197 257V256H196ZM205 257V256H204ZM212 257V256H211ZM215 257V256H214ZM264 257V256H263ZM203 258V257H202ZM225 258V257H224ZM205 259V258H204ZM218 259V258H217ZM230 259V258H229ZM264 259V258H263ZM263 259H261V260H263ZM100 260V259H99ZM224 260V259H223ZM248 260V261H249ZM166 261V260H165ZM170 261V260H169ZM213 261H215V260H213ZM212 261V262H213ZM240 261V260H239ZM247 261V262H248ZM216 262V261H215ZM242 262V261H241ZM148 263V262H147ZM154 263V262H153ZM161 263V262H160ZM166 263V262H165ZM172 263V262H171ZM244 263H246V262H244ZM250 263V262H249ZM253 263H255V262H253ZM261 263V262H260ZM162 264V263H161ZM208 264H209V262H208ZM216 264V263H215ZM217 264H218V262H217ZM220 264V263H219Z\"/></svg>","mask_w":264,"mask_h":264}]
</instances>
